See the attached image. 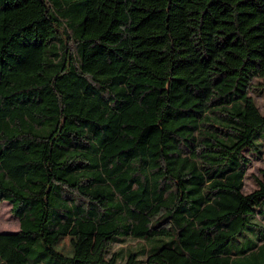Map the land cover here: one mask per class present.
I'll return each mask as SVG.
<instances>
[{
  "label": "trees",
  "instance_id": "16d2710c",
  "mask_svg": "<svg viewBox=\"0 0 264 264\" xmlns=\"http://www.w3.org/2000/svg\"><path fill=\"white\" fill-rule=\"evenodd\" d=\"M263 90L264 0H0V264H264Z\"/></svg>",
  "mask_w": 264,
  "mask_h": 264
},
{
  "label": "rangeland",
  "instance_id": "374dc122",
  "mask_svg": "<svg viewBox=\"0 0 264 264\" xmlns=\"http://www.w3.org/2000/svg\"><path fill=\"white\" fill-rule=\"evenodd\" d=\"M257 105L260 108L262 114H264V90L259 94L255 93L254 95ZM249 158L252 160L251 164L248 167L247 178L245 181V192L250 193L257 189V179L262 178V173L264 172V159L262 157H254L252 154H248ZM19 221L17 217H15L11 213V206L8 202H3L0 204V233L7 232V233H15L19 230ZM162 246L164 243L170 241L171 239L161 238L157 239ZM157 242V241H154ZM100 239L98 237L93 238L87 245L84 253L90 254L95 256L99 250ZM126 244H134V242L127 241V243H118L115 248L125 247ZM150 243H145V247L149 248ZM55 249L64 254L71 256L72 249L70 244V238H64L60 240ZM111 255V253L109 254Z\"/></svg>",
  "mask_w": 264,
  "mask_h": 264
},
{
  "label": "water",
  "instance_id": "95a60500",
  "mask_svg": "<svg viewBox=\"0 0 264 264\" xmlns=\"http://www.w3.org/2000/svg\"><path fill=\"white\" fill-rule=\"evenodd\" d=\"M16 233V232H15ZM15 233H7V232H2L0 233L1 235H12V234H15Z\"/></svg>",
  "mask_w": 264,
  "mask_h": 264
}]
</instances>
